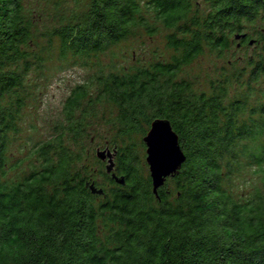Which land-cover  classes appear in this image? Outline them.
I'll return each instance as SVG.
<instances>
[{
	"label": "trees",
	"instance_id": "obj_1",
	"mask_svg": "<svg viewBox=\"0 0 264 264\" xmlns=\"http://www.w3.org/2000/svg\"><path fill=\"white\" fill-rule=\"evenodd\" d=\"M76 65L48 135L9 150L44 71ZM155 118L184 154L156 194ZM0 264H264V0H0Z\"/></svg>",
	"mask_w": 264,
	"mask_h": 264
},
{
	"label": "rangeland",
	"instance_id": "obj_2",
	"mask_svg": "<svg viewBox=\"0 0 264 264\" xmlns=\"http://www.w3.org/2000/svg\"><path fill=\"white\" fill-rule=\"evenodd\" d=\"M44 2L42 3V5ZM162 38L159 34L154 37H134V39L125 40L121 45L115 47L113 51L115 59L121 64L129 61V55L132 54L133 59L147 58L151 54H157L161 50ZM109 53L103 58L104 61L109 60ZM108 58V59H107ZM209 64L206 58L193 63L192 73H197L199 67ZM49 69L44 71L46 77L42 78L40 91L37 96L28 100L29 106L25 109L23 117L25 121L21 123V131L16 135V139L12 141L9 150L19 156L25 154L33 142L44 139L51 131L52 123L59 117L62 100L70 90L69 88L79 81H82L88 70L80 66H67L57 71L54 66H48ZM198 67V68H197ZM103 133V132H102ZM104 134V133H103ZM103 134H101L103 136ZM102 138L91 137V149L96 148L97 143H102Z\"/></svg>",
	"mask_w": 264,
	"mask_h": 264
},
{
	"label": "water",
	"instance_id": "obj_3",
	"mask_svg": "<svg viewBox=\"0 0 264 264\" xmlns=\"http://www.w3.org/2000/svg\"><path fill=\"white\" fill-rule=\"evenodd\" d=\"M238 37L236 35V38ZM252 41L253 39L249 40L248 44ZM142 142L145 145L144 160L151 179V191L156 194V189L163 185L165 178L174 175L180 168L184 154L177 142V134L172 131L169 121L164 118L151 120L146 134L142 137ZM95 155L101 161H105L104 170L110 173L116 183H124L122 176L112 172L114 150L111 151L106 145L102 149L96 147ZM90 191L101 192L94 185H90Z\"/></svg>",
	"mask_w": 264,
	"mask_h": 264
}]
</instances>
